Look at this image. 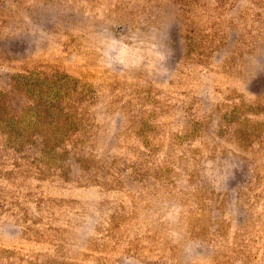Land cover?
Segmentation results:
<instances>
[{
	"label": "rangeland",
	"instance_id": "1",
	"mask_svg": "<svg viewBox=\"0 0 264 264\" xmlns=\"http://www.w3.org/2000/svg\"><path fill=\"white\" fill-rule=\"evenodd\" d=\"M190 241L264 264V0H0V264Z\"/></svg>",
	"mask_w": 264,
	"mask_h": 264
},
{
	"label": "clouds",
	"instance_id": "2",
	"mask_svg": "<svg viewBox=\"0 0 264 264\" xmlns=\"http://www.w3.org/2000/svg\"><path fill=\"white\" fill-rule=\"evenodd\" d=\"M91 224V221H90ZM10 231V230H9ZM82 237L84 234H81ZM203 245L199 241H190L184 244L182 248V255L184 258L185 264H193L194 260L201 254V250ZM124 264H132V262L128 259H124Z\"/></svg>",
	"mask_w": 264,
	"mask_h": 264
}]
</instances>
